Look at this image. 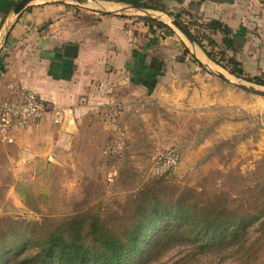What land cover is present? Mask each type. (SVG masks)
I'll list each match as a JSON object with an SVG mask.
<instances>
[{
  "label": "rangeland",
  "instance_id": "rangeland-1",
  "mask_svg": "<svg viewBox=\"0 0 264 264\" xmlns=\"http://www.w3.org/2000/svg\"><path fill=\"white\" fill-rule=\"evenodd\" d=\"M142 2L166 12L145 10L171 32L152 33L131 12L101 14L124 9L107 1L75 10L81 24L104 18L106 69L78 112H66V133L50 116L44 129L28 124L18 143L0 144V228L133 222L150 199L151 221L163 218L153 233L165 239L137 264H264V86L231 76L192 37L218 58L219 36L205 25L220 20L236 34L245 75L264 80V0Z\"/></svg>",
  "mask_w": 264,
  "mask_h": 264
},
{
  "label": "crops",
  "instance_id": "crops-1",
  "mask_svg": "<svg viewBox=\"0 0 264 264\" xmlns=\"http://www.w3.org/2000/svg\"><path fill=\"white\" fill-rule=\"evenodd\" d=\"M10 1L0 0V105L14 100L22 91L30 90L49 107L62 109L70 115L77 113L79 101L92 79L106 69L104 62L110 50L107 38L113 37L100 26L104 18L93 17L101 20L97 25L81 24L75 16V10H81L79 5H68L60 0L28 4L15 14L11 9L5 15ZM123 6L124 9L113 18L127 12H131L132 22L143 17L136 15L139 9ZM99 11L103 14L102 9ZM84 12L85 15L91 13ZM118 33L113 32L116 37ZM66 45L76 47L75 58L63 55ZM110 60L114 65L118 64L115 56ZM50 116L44 115L36 127L44 129L48 126ZM67 126L69 124L55 128L66 133ZM21 129L15 131L16 143L22 138Z\"/></svg>",
  "mask_w": 264,
  "mask_h": 264
},
{
  "label": "trees",
  "instance_id": "trees-1",
  "mask_svg": "<svg viewBox=\"0 0 264 264\" xmlns=\"http://www.w3.org/2000/svg\"><path fill=\"white\" fill-rule=\"evenodd\" d=\"M102 1L166 13L142 0ZM16 4V1H10L8 9L4 11L5 15ZM137 20L143 21L152 33H155L157 26L171 32L167 25L154 19L139 17ZM179 25L190 34L186 26L181 22ZM206 28L213 35L219 36L221 48L217 58L214 53L206 50L198 37L191 35L204 55L231 76L264 86V80L259 77L245 75L243 66L237 58L240 49L234 30L216 19H211L208 25H205ZM185 52H188L187 49ZM221 58L226 59L224 65L216 61ZM149 201L150 199L144 201L145 204L139 207L137 219L133 222L123 221V217L109 219L106 222H100L98 218L86 221L77 217L53 228L33 226L28 231L26 229L22 231L16 225L0 228V264H137L149 258L160 244L159 241L165 239L164 231L153 233L154 226L161 225L163 218L151 221L153 210L151 204H148Z\"/></svg>",
  "mask_w": 264,
  "mask_h": 264
},
{
  "label": "built area",
  "instance_id": "built-area-1",
  "mask_svg": "<svg viewBox=\"0 0 264 264\" xmlns=\"http://www.w3.org/2000/svg\"><path fill=\"white\" fill-rule=\"evenodd\" d=\"M46 114L52 116L55 125L67 122V113L62 109L49 107L35 92L22 91L14 100L0 105V144L11 145L15 131L28 124L38 122Z\"/></svg>",
  "mask_w": 264,
  "mask_h": 264
},
{
  "label": "water",
  "instance_id": "water-1",
  "mask_svg": "<svg viewBox=\"0 0 264 264\" xmlns=\"http://www.w3.org/2000/svg\"><path fill=\"white\" fill-rule=\"evenodd\" d=\"M32 1L35 0H20L17 5L13 8V14L19 12L22 8H24L26 5L30 4ZM63 2H70L71 4L74 5H79V6H84L82 4L83 1H93V0H60ZM128 9H131L130 7H128ZM140 11H145L144 9H139ZM103 13H111V14H116L117 12L115 11H102ZM145 18H149V19H154L157 21H163L161 18H154V17H150V16H143ZM171 20V19H170ZM170 23L174 26L177 27V29L183 34V36L188 40V42L192 45H195V43L193 42V39L191 38V36L176 22L171 20ZM76 47L74 45H66L64 47V52L63 55L66 57H73L75 58L77 56V51H76ZM217 74V76L223 80H226L229 82L230 79H228L226 76H224L223 74L219 73V72H215ZM264 95V93H262Z\"/></svg>",
  "mask_w": 264,
  "mask_h": 264
},
{
  "label": "bare ground",
  "instance_id": "bare-ground-1",
  "mask_svg": "<svg viewBox=\"0 0 264 264\" xmlns=\"http://www.w3.org/2000/svg\"><path fill=\"white\" fill-rule=\"evenodd\" d=\"M90 1H83L82 2V4H86V3H89ZM105 11H107V10H105ZM140 11V10H139ZM142 12H144L145 13V11H142ZM145 15H147V16H149L147 13H145ZM162 20H163V18H161ZM192 45V44H191ZM197 49V48H196ZM230 78V77H229Z\"/></svg>",
  "mask_w": 264,
  "mask_h": 264
}]
</instances>
